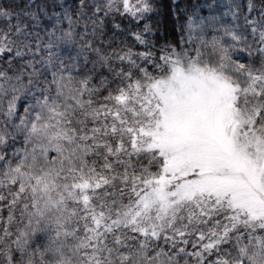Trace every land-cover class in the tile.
I'll return each instance as SVG.
<instances>
[{
	"label": "snow or ice",
	"instance_id": "6c2138e0",
	"mask_svg": "<svg viewBox=\"0 0 264 264\" xmlns=\"http://www.w3.org/2000/svg\"><path fill=\"white\" fill-rule=\"evenodd\" d=\"M0 0V264H264V0Z\"/></svg>",
	"mask_w": 264,
	"mask_h": 264
},
{
	"label": "trees",
	"instance_id": "16d2710c",
	"mask_svg": "<svg viewBox=\"0 0 264 264\" xmlns=\"http://www.w3.org/2000/svg\"><path fill=\"white\" fill-rule=\"evenodd\" d=\"M184 7L188 4H195L197 0H177ZM226 2V0H225ZM160 5L159 14L151 21L155 26V34L158 42H163V39L171 38L174 34L176 26V18L171 13L172 0H158Z\"/></svg>",
	"mask_w": 264,
	"mask_h": 264
}]
</instances>
